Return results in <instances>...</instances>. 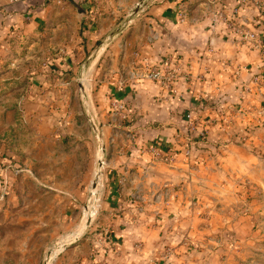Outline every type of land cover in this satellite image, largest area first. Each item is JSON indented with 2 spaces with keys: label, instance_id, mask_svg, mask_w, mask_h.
Wrapping results in <instances>:
<instances>
[{
  "label": "rangeland",
  "instance_id": "obj_1",
  "mask_svg": "<svg viewBox=\"0 0 264 264\" xmlns=\"http://www.w3.org/2000/svg\"><path fill=\"white\" fill-rule=\"evenodd\" d=\"M35 1L0 45V264H264V0L222 16L249 56L187 110L166 0Z\"/></svg>",
  "mask_w": 264,
  "mask_h": 264
},
{
  "label": "crops",
  "instance_id": "obj_2",
  "mask_svg": "<svg viewBox=\"0 0 264 264\" xmlns=\"http://www.w3.org/2000/svg\"><path fill=\"white\" fill-rule=\"evenodd\" d=\"M235 1L237 0H166V8L156 9L159 17L153 19L152 24L164 30L160 34V41L162 44L166 43L164 45L167 52L174 53L182 62L180 86L177 91L179 96L168 102V110L170 106H177L180 109L185 106L184 109L187 110L190 103L200 106L202 98L211 96L210 83L215 84L213 69L216 68L218 70L216 72L222 74L221 79L225 83L230 81V70L234 60L249 56L250 51L244 49L242 53H238L235 50V39L229 30L232 22L222 17L224 15L229 18L228 14L234 8ZM37 4L35 0H0L1 47L11 41L12 34L23 35L27 29L35 31L41 25L42 18H37L36 13L43 8ZM219 13L221 16H218ZM114 77L116 76L110 75L107 80L101 76V80H96L98 88L104 89L106 83L112 84ZM136 85L147 94L153 95L158 94L161 89L159 84L154 83L152 87L147 84L149 89H144L146 84L140 81L134 82V86ZM161 103L164 102L158 104ZM164 119L166 122L171 120L176 124L182 121L170 111ZM176 124L166 126L162 131L156 127L157 133L154 136L162 142H167L169 137L174 136V140L177 141L176 137L181 138V133L180 127ZM172 126H176L175 129ZM176 128L179 129L178 132H175Z\"/></svg>",
  "mask_w": 264,
  "mask_h": 264
},
{
  "label": "built area",
  "instance_id": "obj_3",
  "mask_svg": "<svg viewBox=\"0 0 264 264\" xmlns=\"http://www.w3.org/2000/svg\"><path fill=\"white\" fill-rule=\"evenodd\" d=\"M153 77H157V73L152 74Z\"/></svg>",
  "mask_w": 264,
  "mask_h": 264
},
{
  "label": "bare ground",
  "instance_id": "obj_4",
  "mask_svg": "<svg viewBox=\"0 0 264 264\" xmlns=\"http://www.w3.org/2000/svg\"><path fill=\"white\" fill-rule=\"evenodd\" d=\"M95 191V190H94ZM92 193V192H91ZM94 193V192H93Z\"/></svg>",
  "mask_w": 264,
  "mask_h": 264
}]
</instances>
